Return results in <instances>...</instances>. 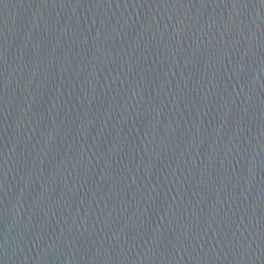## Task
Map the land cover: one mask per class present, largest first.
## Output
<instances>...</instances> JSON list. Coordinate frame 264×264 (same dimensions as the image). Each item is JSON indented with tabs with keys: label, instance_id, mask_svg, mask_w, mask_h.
Here are the masks:
<instances>
[{
	"label": "water",
	"instance_id": "water-1",
	"mask_svg": "<svg viewBox=\"0 0 264 264\" xmlns=\"http://www.w3.org/2000/svg\"><path fill=\"white\" fill-rule=\"evenodd\" d=\"M0 264H264V0H0Z\"/></svg>",
	"mask_w": 264,
	"mask_h": 264
}]
</instances>
